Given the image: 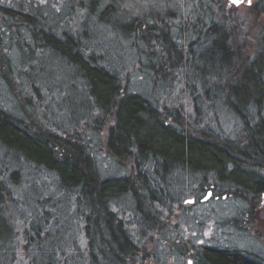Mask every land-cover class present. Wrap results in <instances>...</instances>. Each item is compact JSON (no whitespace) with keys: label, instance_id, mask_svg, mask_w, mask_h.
Returning a JSON list of instances; mask_svg holds the SVG:
<instances>
[{"label":"trees","instance_id":"1","mask_svg":"<svg viewBox=\"0 0 264 264\" xmlns=\"http://www.w3.org/2000/svg\"><path fill=\"white\" fill-rule=\"evenodd\" d=\"M94 1L106 2L109 8L115 5L112 0ZM228 5L209 0L211 17L193 26L195 37L185 31L184 20L180 34L172 37L165 29L157 33L155 26L140 18L131 19L129 38L148 45L145 54L154 92L167 95L161 91L169 83V88L176 86L181 95H187L194 111L190 123L179 113L173 115L174 122H168L165 109L132 93L124 75L109 68L94 47L84 44L78 27L64 23L59 34L40 14L0 5L3 23L25 26L30 32L34 46L28 52L47 54L77 68L86 60L91 63L93 69L83 77L87 96L97 113L113 118L105 145L129 169L123 178L102 179L79 134L60 131L56 123L55 129H46L44 119L40 123L33 114L20 119L0 108V153L4 151L7 163L0 170V213L13 204L23 211L19 229L9 235L7 244L0 243V264H40L34 252L47 264L132 263L142 246L167 231L164 224L179 206L182 192L191 187L208 188L214 197L239 198L249 207L257 206L255 201L264 194V31L247 45L239 10ZM214 9L220 18H215ZM253 9L262 17L264 0H257ZM220 111L234 133L221 129ZM207 112L212 114L211 124L205 118ZM226 125L227 121L222 127ZM8 169H14L10 176L5 173ZM30 170L53 178L61 202L69 206L74 201L87 208L76 221L82 239L45 252L46 229L56 227V222H51L45 205L34 199L31 208L25 209L27 203L18 201L12 189L22 185L18 175ZM35 214L41 219L37 227ZM179 243L186 257L188 243L173 238L170 245L176 248ZM250 257L241 250L212 247L198 253L199 264H262Z\"/></svg>","mask_w":264,"mask_h":264},{"label":"rangeland","instance_id":"2","mask_svg":"<svg viewBox=\"0 0 264 264\" xmlns=\"http://www.w3.org/2000/svg\"><path fill=\"white\" fill-rule=\"evenodd\" d=\"M80 1L0 0V5L24 13L40 14L45 18L47 25L59 34L64 26L78 27L84 44L94 47L95 53L104 57L109 68L124 75L122 79L132 93L157 103L156 106L162 111L165 109L169 115L168 122H174L173 115L179 113L183 120L190 123L194 111L188 96L181 95L176 86L169 88V83L164 84L165 89L161 91L167 95L161 96L154 92L152 71L148 67L149 62L145 54L148 45L140 39L132 41L128 30L133 21L131 19L136 17L142 19L144 24L155 26L157 33L165 29L172 37H176L180 34L184 20L185 31L195 37L197 32L193 31V26L198 25L199 20L205 19L209 22L211 17V10H207L209 0H112L114 3L111 4L115 5L111 8L106 2ZM241 1L242 4L235 8L239 10L240 20L244 24L242 33L248 37L244 38V41L250 45L255 42L257 35L264 31V15L259 17L253 9L257 0ZM223 2L226 8L228 4L229 7H234L229 0ZM213 11L215 18H220L219 12L215 9ZM156 18L166 22H159ZM0 37V108L20 119H27L33 114V118L42 120L40 123L46 122V129H55L56 123L60 131H68L72 135L79 134L102 179L127 176L129 169L121 166L105 145L113 118L97 113L92 99L86 93L83 77L93 69L91 63L86 60L81 67L87 71H81V67L77 68V65L67 61L47 54L41 56L38 52H28L34 46L28 29L25 26L10 27V24L3 23L1 19ZM146 37L150 42H155L149 35ZM161 39L160 37L156 40ZM90 55L87 52L84 56L88 58ZM220 112L217 116L222 119L221 124L219 123L221 129L234 133L226 116L223 117L222 111ZM210 114L205 113V118H208L211 124ZM225 121L228 125L222 127ZM6 164L4 151L1 150L0 170ZM13 170L8 169L5 173L10 176ZM18 178L22 185L18 188L12 187L16 190L17 200L23 199L27 203L25 209L31 208L32 199L38 205H45V211L52 216L51 222H56V227L46 229L45 246L41 247L46 253L53 249L51 246H58L56 248L60 249L64 248L63 244L76 242V238L82 239L83 233L76 221L83 218L84 212H87L86 207L77 206L74 201L72 204L68 202L69 206L61 202L60 192L51 176L30 170L29 173L19 174ZM182 193L179 206L174 209L170 220L165 224L166 233L159 234L161 240L156 237L152 243L142 246L138 258L131 264H193L189 261L192 260V254H185L190 257L186 260L181 253L180 243L173 251L169 250L168 246L173 238L186 242L189 246L202 241L207 246L243 249L264 257L263 196L255 201L258 202L257 206L253 203L254 206L249 207L239 198L214 197L208 188L201 191L191 187ZM22 215L23 211L15 204L0 213V225L3 229L0 243L9 242V235L15 233L22 223ZM37 216L33 215L35 227L41 220H37ZM246 220L250 222L247 227ZM155 242L160 246L155 247ZM38 249L40 248H34L35 251ZM35 253L33 258L37 257L40 264H47V261L38 258ZM18 254L17 252V257Z\"/></svg>","mask_w":264,"mask_h":264},{"label":"flooded vegetation","instance_id":"3","mask_svg":"<svg viewBox=\"0 0 264 264\" xmlns=\"http://www.w3.org/2000/svg\"><path fill=\"white\" fill-rule=\"evenodd\" d=\"M263 202V201H262ZM247 223L250 225V222L246 220V225L245 227H247ZM165 225V224H164ZM157 229L160 230L161 229V225H157ZM166 233V232H165ZM220 248L222 250H235V251H238V250H241L242 252L244 253H247L249 254L252 258V259H255V260H260L262 264H264V257L258 255V253H250L249 251L247 250H243V249H235V248H230V247H224V246H207L205 245L202 241H198L195 245H190L188 248H187V254H192V260H189V256L186 255V260H189L191 261L193 264H199V260H198V253L201 252L202 250H205V249H209V248ZM169 250L173 251L175 249V247L169 245L168 246ZM156 257V256H155ZM189 257V258H188ZM131 264V263H129ZM157 264V262H156Z\"/></svg>","mask_w":264,"mask_h":264},{"label":"water","instance_id":"4","mask_svg":"<svg viewBox=\"0 0 264 264\" xmlns=\"http://www.w3.org/2000/svg\"><path fill=\"white\" fill-rule=\"evenodd\" d=\"M229 2L234 7H239L242 4V1L241 0H229ZM263 197H264V194H263ZM190 202L192 203L193 201H190Z\"/></svg>","mask_w":264,"mask_h":264}]
</instances>
